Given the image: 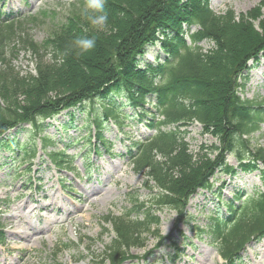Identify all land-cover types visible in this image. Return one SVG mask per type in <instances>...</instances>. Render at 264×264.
Returning <instances> with one entry per match:
<instances>
[{
	"label": "trees",
	"instance_id": "trees-1",
	"mask_svg": "<svg viewBox=\"0 0 264 264\" xmlns=\"http://www.w3.org/2000/svg\"><path fill=\"white\" fill-rule=\"evenodd\" d=\"M90 12L91 23H73L53 38L58 57L51 64L39 58L34 76L0 71V168L16 171L15 163L26 161L23 173L31 172L38 142L45 149L58 141L46 135L45 120L64 111L68 120L56 131L66 134L82 113V128L88 134L91 129L107 151L111 143L103 134L109 124L142 122L154 132L130 145L128 154L157 189L153 203L176 213L175 233L163 238L169 239L166 261L174 264L183 256L179 240L185 235L179 226L188 219L185 207L193 194L204 192L211 193L205 205L224 209H213L204 227L196 230L209 234L225 264H241L245 246L264 239V142L252 144L264 124V104L239 93L249 71L264 58V21L254 25L252 13L217 14L209 0H105L101 12ZM101 15L107 17L102 28L93 23ZM6 20L0 14V25L10 35L12 25L1 24ZM82 39H94L95 47L83 52L77 43ZM204 40L212 44L206 51L199 46ZM156 44L160 46L154 61L141 64L147 48ZM193 122L215 139L195 153L181 130ZM78 141L70 137L65 147ZM133 149H138L135 155ZM230 155L235 165L227 162ZM46 156L57 169L68 162L60 150ZM252 173L256 182L251 178L230 197L222 194L240 174ZM155 204L135 201L119 216L106 218L113 238L102 256L93 259L95 264H122L131 259V247H144L143 234L156 225Z\"/></svg>",
	"mask_w": 264,
	"mask_h": 264
},
{
	"label": "rangeland",
	"instance_id": "rangeland-1",
	"mask_svg": "<svg viewBox=\"0 0 264 264\" xmlns=\"http://www.w3.org/2000/svg\"><path fill=\"white\" fill-rule=\"evenodd\" d=\"M89 4L90 0H0V13L10 15L1 24L10 23L13 29L10 35H6L4 26L0 25V71L17 70L22 77L34 76L39 58L51 64L58 57L52 45L53 38L73 23H91L89 17L92 11H89L92 8ZM209 5L217 14L226 10H231L237 17L255 14L251 20L254 25L264 21V0H209ZM194 30L192 27L190 31ZM159 46H149L141 64L154 61ZM199 46L206 51L212 44L203 41ZM239 93L243 98L264 104V60L259 68L249 72V79ZM94 106L97 107V104ZM86 107H90V104H86ZM124 111L131 114L128 109ZM65 112L45 120V124H48L46 135L58 141L45 149H41L38 142L37 156L30 165L31 172L23 173L29 166L26 161L19 165L16 162V171L9 170L7 166L0 168V228L4 238V242L0 243V264H95L93 259L102 256L113 238L111 225L105 219L119 216L124 208H129L135 201L148 206L155 204L153 195L157 189L145 171L134 165L133 157L126 153L130 145L154 131L147 130L142 122L131 119H124L121 127L109 124L103 134L107 143H111L107 151L94 139L91 129L88 134L82 128L86 120L82 113L76 114V123L66 134L56 131L57 126L68 120ZM181 128L193 153L202 144L209 145L215 140L203 132L196 122ZM70 137L79 141L65 149ZM263 142L264 124L253 135L252 144L261 145ZM92 144L98 146L101 153L99 156L91 154L87 158L88 152L93 150ZM59 150L67 156L65 170L56 169L46 157ZM137 150L133 149V155ZM121 154L125 155L122 157ZM227 162L230 165L237 163L233 155L227 156ZM253 177V173L240 174L231 188L224 189L222 194L230 197V192ZM37 178L42 179L40 184H34ZM59 180L64 187L59 186ZM218 184L219 181H215V186ZM89 188L93 189L89 195L93 201L88 203L84 198ZM210 197L211 193L201 192L189 198L185 207L188 219L179 226L185 235V238L180 236L179 240L183 242L181 248L184 254L174 264H225L209 234L196 230V227H204L213 215V209H224L215 204L205 205V200ZM20 209L33 226L32 231L24 229L27 231L25 236L15 234L16 227L23 226L24 218L11 221ZM153 212L156 225L150 228L148 234H143L145 246L131 247L128 251L131 259L122 264H169L164 257L170 250L169 239L163 238L175 233L177 216L168 205L155 204ZM62 244H70L73 249L60 250L55 256L54 252ZM241 264H264V239L245 246Z\"/></svg>",
	"mask_w": 264,
	"mask_h": 264
},
{
	"label": "clouds",
	"instance_id": "clouds-1",
	"mask_svg": "<svg viewBox=\"0 0 264 264\" xmlns=\"http://www.w3.org/2000/svg\"><path fill=\"white\" fill-rule=\"evenodd\" d=\"M104 2L105 0H90L89 7H91L93 10L97 12H101L104 7ZM106 19H107L106 16L101 15L98 18H93V23L96 24L98 27L102 28ZM77 43L82 46L83 52L90 51L95 47L94 39H82V40H78Z\"/></svg>",
	"mask_w": 264,
	"mask_h": 264
},
{
	"label": "bare ground",
	"instance_id": "bare-ground-1",
	"mask_svg": "<svg viewBox=\"0 0 264 264\" xmlns=\"http://www.w3.org/2000/svg\"><path fill=\"white\" fill-rule=\"evenodd\" d=\"M93 191L92 188H89V190L85 191V195L86 197L84 198V200L86 202H91L93 200H91V198L89 197V195H91V192ZM24 218V219H23ZM20 219H23V226L18 228L16 227V231H15V234H18V235H22V236H25L24 233H26L27 231L24 230V229H27V230H33V226L30 222V220L28 219V217L26 215H24L22 212H21V209L20 211H18V213L14 216L13 219H11L12 222H16L17 220H20ZM27 237V236H26Z\"/></svg>",
	"mask_w": 264,
	"mask_h": 264
}]
</instances>
